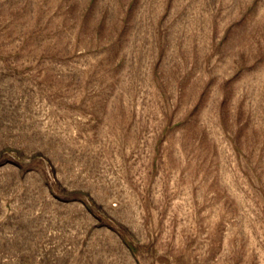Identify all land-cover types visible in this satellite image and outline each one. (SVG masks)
Segmentation results:
<instances>
[{
	"label": "rangeland",
	"instance_id": "rangeland-1",
	"mask_svg": "<svg viewBox=\"0 0 264 264\" xmlns=\"http://www.w3.org/2000/svg\"><path fill=\"white\" fill-rule=\"evenodd\" d=\"M0 264H264V0H0Z\"/></svg>",
	"mask_w": 264,
	"mask_h": 264
}]
</instances>
